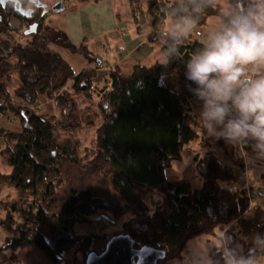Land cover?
<instances>
[{
  "label": "trees",
  "instance_id": "16d2710c",
  "mask_svg": "<svg viewBox=\"0 0 264 264\" xmlns=\"http://www.w3.org/2000/svg\"><path fill=\"white\" fill-rule=\"evenodd\" d=\"M129 2L137 27L151 25L148 39L162 50L165 40L158 34L172 19L166 11L173 0ZM212 17H217L214 9L197 27H207ZM45 18L29 29L30 18L13 4L0 3V120L13 113L21 128L15 132L0 126L6 142L0 155L12 168L9 175L0 173V184L17 191L15 200L0 201V228L6 232L0 264H20L28 247H37L52 264H63L64 253L71 251L70 264L85 263L116 234L75 236L74 225L102 210L114 219L128 216L121 233L134 238L136 247L166 251L158 264H190L182 262L189 241L201 235L217 238L221 231L247 251L251 242L246 237L264 234V204L252 199L244 185L235 186L236 170L208 151L195 156L201 188L165 176L200 137L185 64L203 40L189 35L169 64H137L131 74L115 68L99 84L96 69L75 73L50 45ZM21 26L28 41L3 37L19 33ZM42 97L52 100L56 114L41 111ZM93 128L95 139L83 149L80 134ZM244 149L255 157L250 146ZM95 172L108 181L117 201L108 202L87 187L84 178ZM249 191L256 194L252 187ZM49 220L54 222L53 242L39 230ZM99 237L105 238L101 251L94 248ZM209 251L215 255L217 249Z\"/></svg>",
  "mask_w": 264,
  "mask_h": 264
},
{
  "label": "clouds",
  "instance_id": "9594fccd",
  "mask_svg": "<svg viewBox=\"0 0 264 264\" xmlns=\"http://www.w3.org/2000/svg\"><path fill=\"white\" fill-rule=\"evenodd\" d=\"M210 9L217 20L201 32L202 47L185 64L189 90L201 102L198 125L207 137L237 146L246 157L244 147L250 146L264 159V0H173L166 11L170 25L158 34L165 46L157 63L176 58L182 40ZM217 241L215 255L198 243L190 264H264V234L256 233L247 251L223 231Z\"/></svg>",
  "mask_w": 264,
  "mask_h": 264
},
{
  "label": "crops",
  "instance_id": "0c3cea01",
  "mask_svg": "<svg viewBox=\"0 0 264 264\" xmlns=\"http://www.w3.org/2000/svg\"><path fill=\"white\" fill-rule=\"evenodd\" d=\"M123 3L129 8L128 15L123 12ZM55 26L64 32L70 45H62L56 48L63 58L70 64L75 73L84 69H96L97 82L102 84L109 76L111 70L118 68L124 74H131L135 65L151 66L159 60L161 49L149 41V35L153 32L151 25L138 28L131 12L129 0H66L65 9L55 13ZM215 18V17H212ZM212 18L207 27H197L193 38L203 40L201 32H207L212 28ZM169 25H170V20ZM167 21V27L168 25ZM43 105L54 107L52 100L42 97ZM201 102L197 98L193 101V115L200 137L190 143L183 152L181 159L175 160L172 166L165 171L169 181H188L193 188L202 187V180L196 175L195 156L203 155L208 151L215 153L225 164L237 170L245 163L249 164L250 187L259 192L258 201L264 204V159L256 158L249 154L244 156L237 146L225 143L224 140H213L202 132L198 125V113ZM55 109V107H54ZM42 112H46L41 110ZM49 113V112H47ZM55 112L49 114H56ZM0 126L15 132H20V124L13 113H8L0 120ZM6 146V142L0 137V151ZM244 151H246L244 149ZM174 169V163L187 161ZM12 168L7 160L0 155V173L9 175ZM168 173H171L170 176ZM15 195V196H14ZM17 191L12 187L0 184V201L16 199ZM106 215V217H105ZM101 216L112 223L122 222L128 219H114L108 212L100 211ZM256 233L246 237L248 242ZM218 243V241H217ZM214 246V245H213ZM189 251V246H188ZM23 264V263H21Z\"/></svg>",
  "mask_w": 264,
  "mask_h": 264
},
{
  "label": "rangeland",
  "instance_id": "374dc122",
  "mask_svg": "<svg viewBox=\"0 0 264 264\" xmlns=\"http://www.w3.org/2000/svg\"><path fill=\"white\" fill-rule=\"evenodd\" d=\"M47 4L51 5L54 4L57 0H44ZM66 1V0H65ZM123 6V8H122ZM121 8L123 9V12L126 13L128 15V5L126 6L124 3L123 5H121ZM55 13L54 11L50 12L48 15H46L44 24L47 27L45 29V34L48 36V38L51 41V46L53 48H59V46L62 45H68V41H67V37L64 34V32L59 31L56 26H55ZM129 16V15H128ZM212 27L215 24L217 17L212 18ZM19 22L17 21V19L13 18V24L15 26V28H17L19 26L18 24ZM168 25H169V21H168ZM23 27L21 26V29ZM23 30L19 31V33H14L13 34H7L4 35V38H12L13 40H20L22 42H26L28 41L27 37L23 35ZM13 43H17L12 41ZM44 107L41 108V110L49 112V113H53L55 112L54 107H52L49 104H45L43 105ZM81 142H82V148L84 149L85 147H89L92 145L96 133H95V128L93 129H89L88 131H83L81 134ZM189 159H187V161H183V162H176L174 163V169L177 168V166H181L184 165L186 162H188ZM77 174V175H76ZM74 174L76 176V179L78 176H80V174L76 173ZM169 176L171 173H168ZM250 174V173H249ZM82 179V178H79ZM78 179V181H79ZM84 180H87V187H90L96 194L102 196L105 198L106 201L108 202H114L117 201L119 198L118 196L115 194V192L110 188L108 181H106L105 183H103V178L101 175H98L97 172H95V175H88V178ZM67 186V184L65 185V187ZM255 197L257 199V201H262L258 196L259 192L257 190H255ZM15 196V195H14ZM107 212V211H106ZM0 213L3 215L2 212V207L0 205ZM110 214V213H109ZM128 216L123 217L127 218ZM97 219V215L92 216L90 219L84 218L82 217L81 219H79L78 222L75 223L74 225V230L73 233L75 234V236H87L91 233L94 234H104L107 233L109 235H113V234H119L122 232V222L119 221L117 223H112L109 220H104L105 218H100L98 220ZM118 220V219H117ZM53 224L54 222L52 220H49L48 223L44 226H40L39 230L42 231L44 233V235L47 237V239L49 241H54L55 237H56V233L53 229ZM6 238V232L0 228V245L4 243ZM203 242L204 244L207 245V247L210 248L214 245L213 242H217V238L216 237H209L206 235H201L198 236L192 240L189 241L188 246H189V251L184 253L182 262L185 263H190V253L192 251V249L198 244ZM105 244V238L103 237H99L95 240L94 243V248H96L95 250L97 251H101L104 247ZM74 258V254L73 252H65L64 253V259H63V264H70L72 259ZM52 264V262L47 258V256L41 251L39 250L37 247H28L26 248L21 255V259H20V264ZM179 260L177 261H173L170 262L169 264H178Z\"/></svg>",
  "mask_w": 264,
  "mask_h": 264
},
{
  "label": "water",
  "instance_id": "95a60500",
  "mask_svg": "<svg viewBox=\"0 0 264 264\" xmlns=\"http://www.w3.org/2000/svg\"><path fill=\"white\" fill-rule=\"evenodd\" d=\"M65 0H59L52 6L54 12L65 9ZM38 7L49 11L42 0H32ZM31 11L27 12L29 16ZM167 256L166 251L151 246L136 247V240L128 234L120 233L112 236L104 250L100 253L91 252L83 264H158Z\"/></svg>",
  "mask_w": 264,
  "mask_h": 264
},
{
  "label": "flooded vegetation",
  "instance_id": "af4514ba",
  "mask_svg": "<svg viewBox=\"0 0 264 264\" xmlns=\"http://www.w3.org/2000/svg\"><path fill=\"white\" fill-rule=\"evenodd\" d=\"M45 2L44 0H42ZM59 0H57L54 4H56ZM0 3L7 7L9 4H13L14 9L21 15L27 16V18H30L32 22H30L29 29L36 27V25L40 24L44 16L48 15L50 12H52V6L54 4H47V8L49 11L45 12L44 7H38L36 4L32 2V0H0ZM65 3V1H64ZM31 11V14L28 16L27 12ZM32 25V26H30Z\"/></svg>",
  "mask_w": 264,
  "mask_h": 264
},
{
  "label": "built area",
  "instance_id": "2783aa9c",
  "mask_svg": "<svg viewBox=\"0 0 264 264\" xmlns=\"http://www.w3.org/2000/svg\"><path fill=\"white\" fill-rule=\"evenodd\" d=\"M249 164L248 163H245L243 166H240L236 172L239 176V182L235 185V186H238V185H244L246 187V189L248 190V194L251 196L252 199H255V195L252 194L250 191H249V185H250V180H249Z\"/></svg>",
  "mask_w": 264,
  "mask_h": 264
}]
</instances>
